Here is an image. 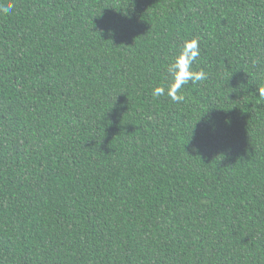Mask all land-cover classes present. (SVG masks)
Segmentation results:
<instances>
[{"label":"trees","instance_id":"16d2710c","mask_svg":"<svg viewBox=\"0 0 264 264\" xmlns=\"http://www.w3.org/2000/svg\"><path fill=\"white\" fill-rule=\"evenodd\" d=\"M7 3L0 264H264V0Z\"/></svg>","mask_w":264,"mask_h":264},{"label":"clouds","instance_id":"9594fccd","mask_svg":"<svg viewBox=\"0 0 264 264\" xmlns=\"http://www.w3.org/2000/svg\"><path fill=\"white\" fill-rule=\"evenodd\" d=\"M14 5L11 3L0 4V14L7 15L13 11ZM200 55L199 41L196 38L185 41L174 57L173 61L167 66V72L171 78V83L167 86H157L153 90L154 97L167 95L173 103H183L185 96L182 93L184 86L189 82L195 84L208 79L207 73L200 69L194 70L193 65ZM264 95V90H261Z\"/></svg>","mask_w":264,"mask_h":264}]
</instances>
